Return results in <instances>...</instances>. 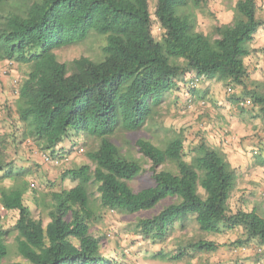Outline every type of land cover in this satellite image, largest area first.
I'll list each match as a JSON object with an SVG mask.
<instances>
[{"label": "trees", "instance_id": "obj_1", "mask_svg": "<svg viewBox=\"0 0 264 264\" xmlns=\"http://www.w3.org/2000/svg\"><path fill=\"white\" fill-rule=\"evenodd\" d=\"M208 2L156 0L151 13L149 0H0V63L24 68L14 79L10 68L0 74V119H9L11 132L21 135L19 142L32 140L37 147L27 149H40L49 161L67 157L76 147L71 135L97 139L96 148L86 152L93 166L81 162L65 168L62 184L74 185L50 191L37 215L26 201V171L0 163V207L10 212L7 228L0 213V264L8 254L10 233L19 257L14 264H127L120 253L101 252L102 237L94 233L93 223L104 211L133 214L164 200L158 212L135 223L134 236L143 243H165L189 217L203 232L240 231L242 238L233 246L253 242L264 258V217L240 203L230 207L235 175L223 153L204 141L184 153L179 134L162 147L138 139L153 184L135 191L129 181L144 171L143 164L110 139L119 128H142L153 107L187 74L204 82V97L214 88L239 87L237 106L243 110L238 103L248 100L258 107L264 127V91L247 88L244 62L256 32L264 29V18L256 16L257 1L236 0L232 21L204 33L196 28L193 10ZM153 20L161 29L159 39ZM90 38L99 42L92 57L57 59L56 49ZM186 87L195 94L191 84ZM9 104L15 108L14 124L6 116ZM67 139L71 147L64 149ZM166 163L174 170L158 169ZM217 248L212 240L198 239L167 251L159 248L150 257L178 262Z\"/></svg>", "mask_w": 264, "mask_h": 264}, {"label": "rangeland", "instance_id": "obj_2", "mask_svg": "<svg viewBox=\"0 0 264 264\" xmlns=\"http://www.w3.org/2000/svg\"><path fill=\"white\" fill-rule=\"evenodd\" d=\"M155 1L149 0L151 13H153ZM256 1L258 4L256 16L264 18V0ZM235 2L236 0H209L206 6L193 10L196 28L204 33H211L212 27L217 23L231 22L234 15ZM153 32L155 37L159 39L161 29L155 20H153ZM94 40V38H90L78 45L65 46L61 49H56L54 53L60 62L65 63L79 56L92 57L99 51V42ZM252 45L253 43L249 44V49ZM260 47L262 48H260L259 52L261 55L259 65L257 64V59L250 63L245 60L250 75L246 79V85L249 89L258 86L261 91H264V47ZM0 66L1 69L4 68V64L1 65L0 63ZM6 68L12 70L11 72L13 73H11L10 77L13 79L23 75L22 71L24 68H21L16 63ZM192 77H194L193 74H187L177 83L175 89L164 95L162 101L153 107L149 118L142 128L135 132L119 128L110 136L111 141L123 152L129 151L134 158L143 164L144 171L137 178L129 181L130 186L136 191L153 184L148 170L150 164L138 151L136 141L138 139H146L162 147L165 142L179 134L184 137V153L188 147L197 144L199 141H204L209 147L223 153L230 164L229 169L235 175V186L230 195V207L234 209L240 203L246 209H255L259 215L264 217V149L261 147L244 149L245 153L243 156L258 163L251 166L253 170H248L247 172L246 166L245 168L236 166L238 162L235 156H229L230 152L226 149L236 140V133H234L232 127L233 118L238 113L248 116L253 126V131L261 129L258 107L254 106L253 108L250 106L242 110L237 106L235 98L241 95L238 93L239 87L234 88L231 86L233 92L230 94L226 92L228 86L214 88L209 96H202L204 82L199 77H196L195 85L190 87L193 88L192 90L195 93L191 95L186 84L195 80L191 79ZM4 79L2 80L3 83L9 80V78ZM6 109L10 110V115L6 113V116L11 119V124L16 123L14 106L9 104ZM0 115L1 117L3 116L1 113ZM2 122L1 118L0 123ZM0 129H2L0 131V163L10 162L13 170L19 168L27 169L25 180L28 185L33 182L34 187L28 188L25 197L27 203L33 207L35 215H37L39 208L42 207L43 200L45 198L49 199L50 191L74 185V183L69 181H64L62 184L60 180L61 172L67 167L78 166L81 162L91 164L86 157V152L89 149H95L97 146V139L88 134L71 135L70 139L76 143V147L68 154L70 155L68 162L53 165L42 160L40 149H27V147H37L35 144H31L32 140H29L30 145L27 146L25 143L29 142L20 143L18 139L21 138V135L16 136L8 126H2ZM256 131L253 135H244L243 138L248 140V143L253 146H257L256 144L258 143H250V140L255 141L259 137L257 135L259 132ZM70 134L72 133L70 132ZM67 141L68 139L62 142L64 149L71 147ZM78 149L79 152H77ZM230 150L232 154H236L234 150ZM242 161L244 163L245 160L242 159ZM162 168L174 170L169 163H166L163 167H158V169ZM3 183L0 180V185H3ZM8 183L9 180H6L5 185ZM167 202L164 200L152 209L133 214L104 211L101 217L93 223L94 233L102 237L101 252L112 255L120 253L127 264H230L236 261L238 264L240 262L242 264H264V258L260 255V252H257L258 248L255 243L251 242L245 248H235L233 246L232 242L242 238L240 231L203 232L199 230L193 219L189 217L184 220V228L178 229L176 227L173 229L165 243L154 246L143 243L139 237L134 236L136 221L139 218L155 214ZM0 213L4 216L2 222L4 227L7 228L8 220H6L5 216L10 214V212H6L0 207ZM107 233H109V236H107ZM198 239L212 240L218 244L217 250L211 253H202L199 258L195 257L178 262L161 261L150 257L151 253L159 248L167 251ZM6 242L9 244L8 254L3 259L2 264H14L19 261L14 248V233H10L6 237Z\"/></svg>", "mask_w": 264, "mask_h": 264}, {"label": "crops", "instance_id": "obj_3", "mask_svg": "<svg viewBox=\"0 0 264 264\" xmlns=\"http://www.w3.org/2000/svg\"><path fill=\"white\" fill-rule=\"evenodd\" d=\"M260 46L264 47V29H260L256 32L253 45L250 47V50L252 49V51L245 57L244 62L246 60L247 63L248 62L250 63V62H253L255 59H257V64L259 65L260 61H261V59H260L261 55L259 52H260V48H262ZM248 70H249V68L247 67V71ZM248 75H249V71H248ZM238 93H241L240 89H239ZM9 123H10L9 119L4 118V121L2 123H0V128L2 126H8L9 127ZM252 127L253 126L250 123V119H248V116L244 115L242 113H238L237 116L233 118V127H232L234 133H236V135H235L236 140L231 145H229V147H226V149H228L230 152L229 156H235V158L238 162V164L236 166H240V167L243 166L244 168L246 166V172L248 170H253V168L251 166H254L255 164L257 165L258 163L257 162L255 163L253 160H249L250 158L246 159L243 156V154L245 153L244 149H246V148L247 149L259 148V147L264 149V127L262 126L259 131H256V130L253 131ZM1 130L2 129H0V131ZM255 131L259 132L257 134L259 137H257L255 139V141L250 140V143L252 142L254 144V143L258 142L256 144L257 146H253V145L248 143L249 142L248 140L243 139L244 135H253L255 133ZM249 146H251V147H249ZM230 149L234 150L236 152V154H232ZM241 158L245 160L244 163H243ZM251 161L254 163H252ZM239 173H241V171H239ZM9 184H10V182H9ZM9 184H7L6 186H9Z\"/></svg>", "mask_w": 264, "mask_h": 264}, {"label": "built area", "instance_id": "obj_4", "mask_svg": "<svg viewBox=\"0 0 264 264\" xmlns=\"http://www.w3.org/2000/svg\"><path fill=\"white\" fill-rule=\"evenodd\" d=\"M7 65L10 66L11 63H7ZM6 70H7V68L0 69V74H4L6 72ZM194 79L195 80L193 82H189V84H191V87L195 85L196 78H194ZM226 92H227V94H230V93L233 92V89L231 87H227L226 88ZM238 105L246 108V107H250L251 103L248 100H244V101H239ZM225 133H226V131H225ZM44 159L46 161H49V159L46 156H44ZM66 160H68V158L67 157H63L62 161L66 162ZM52 162L58 163L59 160L55 159V160H52ZM107 236H109V234H107ZM242 248H245V247H242ZM257 252H260V249H257ZM230 264H238V263L235 262V263H230Z\"/></svg>", "mask_w": 264, "mask_h": 264}, {"label": "clouds", "instance_id": "obj_5", "mask_svg": "<svg viewBox=\"0 0 264 264\" xmlns=\"http://www.w3.org/2000/svg\"><path fill=\"white\" fill-rule=\"evenodd\" d=\"M7 63L8 62H6L5 64H4V68H6V67H10V66H8L7 65ZM0 69H1V66H0ZM8 69V68H7ZM56 151H58L59 149L56 147ZM77 152H79V149L77 150ZM34 153H35V151H34ZM63 157L64 156H58V157H55V158H52L50 161H46L45 159H44V156L41 154V158H42V160L45 162V163H49V164H53V165H58L59 163H65L64 161H62V159H63ZM69 157H70V155H67V158H68V160H69ZM55 159H57V160H59V162L58 163H54V162H52V160H55ZM19 169H23V168H19ZM18 170V169H17ZM25 171H27V169H24ZM14 171H16V170H14ZM33 184V185H32ZM29 185H30V187H34V183L33 182H31V183H29Z\"/></svg>", "mask_w": 264, "mask_h": 264}]
</instances>
